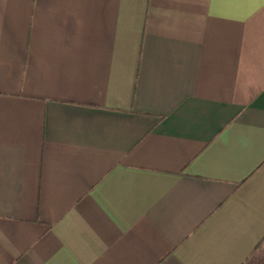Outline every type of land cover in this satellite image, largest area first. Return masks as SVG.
<instances>
[{
  "label": "crops",
  "instance_id": "obj_1",
  "mask_svg": "<svg viewBox=\"0 0 264 264\" xmlns=\"http://www.w3.org/2000/svg\"><path fill=\"white\" fill-rule=\"evenodd\" d=\"M0 264H264V0H0Z\"/></svg>",
  "mask_w": 264,
  "mask_h": 264
}]
</instances>
